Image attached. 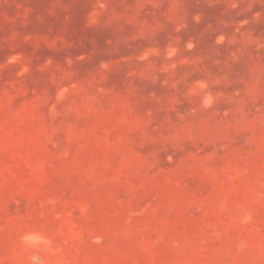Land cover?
<instances>
[{
  "label": "rangeland",
  "instance_id": "374dc122",
  "mask_svg": "<svg viewBox=\"0 0 264 264\" xmlns=\"http://www.w3.org/2000/svg\"><path fill=\"white\" fill-rule=\"evenodd\" d=\"M0 264H264V0H0Z\"/></svg>",
  "mask_w": 264,
  "mask_h": 264
}]
</instances>
